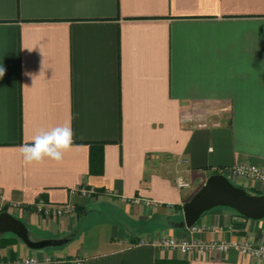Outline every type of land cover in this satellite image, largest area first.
<instances>
[{
  "label": "crops",
  "instance_id": "crops-1",
  "mask_svg": "<svg viewBox=\"0 0 264 264\" xmlns=\"http://www.w3.org/2000/svg\"><path fill=\"white\" fill-rule=\"evenodd\" d=\"M2 66L0 201L15 207L0 213L36 240L67 242L30 250L5 233L0 259L264 264L233 250L200 257L138 244L167 235L264 245V219L228 207L204 213L197 232L174 228L210 175L238 164L264 168V0H0ZM66 124L74 141L62 162H23L22 143ZM91 149L101 154L97 173ZM179 175L189 187L175 185ZM77 188L100 194L93 201L71 194ZM248 190L264 195L260 184ZM38 200L71 203L75 214L39 215Z\"/></svg>",
  "mask_w": 264,
  "mask_h": 264
},
{
  "label": "built area",
  "instance_id": "built-area-1",
  "mask_svg": "<svg viewBox=\"0 0 264 264\" xmlns=\"http://www.w3.org/2000/svg\"><path fill=\"white\" fill-rule=\"evenodd\" d=\"M229 180H232L235 183H240L246 189H251L252 184H260L264 186V168L257 167L250 164H238L226 168L222 173ZM182 177L186 183L189 184L188 180H186L183 176L179 175L175 179V185H177V178ZM183 189V187H178ZM242 188V187H241ZM244 189V188H243ZM71 194H80L83 197H88L91 200L95 201L97 196L100 194L97 191L85 189V188H77L71 191ZM103 194L118 198L123 203H128L134 206L143 205L145 207H149L152 205H157L156 202L139 198V197H131L127 198L122 195H118L116 192L105 191ZM8 205L9 207H15V204L12 203H4L0 201L1 209ZM168 208L171 205H167ZM34 210L42 216L46 217H69L75 214V207L71 203L66 204H47L42 200H38L33 204ZM192 232H197L201 229L197 227H190ZM146 243H150L152 246L163 249L176 251L182 255L195 253L200 257H208V255L212 253H225L228 251H236L244 257H247L249 260L257 263L264 262V245H254L250 241H209V242H201L195 238L190 240H177L173 237L167 235H161L155 239H141L138 244L143 245ZM66 261L60 260L57 257L48 256V255H32L26 256L22 258H17L14 260H2L0 259V264H62ZM74 264H82L81 260L72 261Z\"/></svg>",
  "mask_w": 264,
  "mask_h": 264
},
{
  "label": "water",
  "instance_id": "water-1",
  "mask_svg": "<svg viewBox=\"0 0 264 264\" xmlns=\"http://www.w3.org/2000/svg\"><path fill=\"white\" fill-rule=\"evenodd\" d=\"M216 207H228L238 215L259 221L264 219V195H252L237 187L222 174L210 175L200 189L182 206V220L174 228H190L199 218ZM11 233L30 250L57 247L66 239L32 238L28 228L7 212L0 213V235Z\"/></svg>",
  "mask_w": 264,
  "mask_h": 264
},
{
  "label": "clouds",
  "instance_id": "clouds-1",
  "mask_svg": "<svg viewBox=\"0 0 264 264\" xmlns=\"http://www.w3.org/2000/svg\"><path fill=\"white\" fill-rule=\"evenodd\" d=\"M31 76V73H25ZM5 76V68L0 67V79ZM35 77H33L34 79ZM74 132L70 124L55 126L51 129H41L30 141L19 146V151L26 165L40 164L45 159L60 163L65 152L73 146ZM178 187L187 188L188 183L182 177L177 178Z\"/></svg>",
  "mask_w": 264,
  "mask_h": 264
},
{
  "label": "trees",
  "instance_id": "trees-1",
  "mask_svg": "<svg viewBox=\"0 0 264 264\" xmlns=\"http://www.w3.org/2000/svg\"><path fill=\"white\" fill-rule=\"evenodd\" d=\"M89 163H90L91 172H96V173L100 172L101 171V154H100V152L91 149ZM238 216H240V215H238Z\"/></svg>",
  "mask_w": 264,
  "mask_h": 264
},
{
  "label": "rangeland",
  "instance_id": "rangeland-1",
  "mask_svg": "<svg viewBox=\"0 0 264 264\" xmlns=\"http://www.w3.org/2000/svg\"><path fill=\"white\" fill-rule=\"evenodd\" d=\"M230 181H231L233 184H235L237 187H242V188H244L245 191L249 192V190L246 189L244 186H242L240 183H235V182H233L232 180H230Z\"/></svg>",
  "mask_w": 264,
  "mask_h": 264
}]
</instances>
